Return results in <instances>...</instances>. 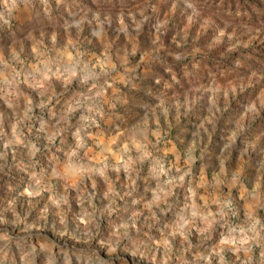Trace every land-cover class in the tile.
<instances>
[{
  "label": "clouds",
  "instance_id": "clouds-1",
  "mask_svg": "<svg viewBox=\"0 0 264 264\" xmlns=\"http://www.w3.org/2000/svg\"><path fill=\"white\" fill-rule=\"evenodd\" d=\"M0 264H264V0H0Z\"/></svg>",
  "mask_w": 264,
  "mask_h": 264
}]
</instances>
